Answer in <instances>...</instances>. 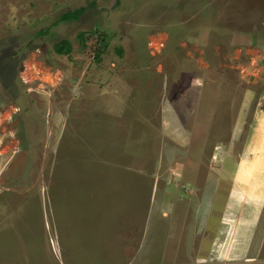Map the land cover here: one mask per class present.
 Returning <instances> with one entry per match:
<instances>
[{
  "label": "rangeland",
  "instance_id": "374dc122",
  "mask_svg": "<svg viewBox=\"0 0 264 264\" xmlns=\"http://www.w3.org/2000/svg\"><path fill=\"white\" fill-rule=\"evenodd\" d=\"M263 135L264 0H0V264H264Z\"/></svg>",
  "mask_w": 264,
  "mask_h": 264
},
{
  "label": "trees",
  "instance_id": "16d2710c",
  "mask_svg": "<svg viewBox=\"0 0 264 264\" xmlns=\"http://www.w3.org/2000/svg\"><path fill=\"white\" fill-rule=\"evenodd\" d=\"M83 12L82 8L75 9L73 11H68L58 18L60 22H66L77 19ZM47 31L40 30L36 33L37 36H43ZM53 51L57 55L68 56L71 53V44L67 40H60L53 44ZM118 53L121 54V50H118Z\"/></svg>",
  "mask_w": 264,
  "mask_h": 264
},
{
  "label": "crops",
  "instance_id": "0c3cea01",
  "mask_svg": "<svg viewBox=\"0 0 264 264\" xmlns=\"http://www.w3.org/2000/svg\"><path fill=\"white\" fill-rule=\"evenodd\" d=\"M262 143L264 145V135H263V138H262ZM256 172L257 171L255 169L253 171V176L255 177L256 180L255 179H252V181H249V179H250V177H249V179H246L245 181L242 182V183H245L247 185L246 188H245L246 189L245 191L252 192L254 188H257L258 186L262 187V185H264V181H263L264 180L263 179L264 177L260 173H256ZM253 181L255 183V187H253L254 186V183H252ZM255 191H257V190H255ZM255 191H253V192H255ZM249 225H252L253 226V221L252 220H251V223ZM248 239H250V238H247V241H248Z\"/></svg>",
  "mask_w": 264,
  "mask_h": 264
}]
</instances>
